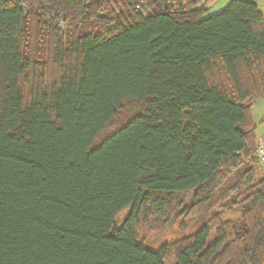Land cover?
<instances>
[{"label":"trees","instance_id":"1","mask_svg":"<svg viewBox=\"0 0 264 264\" xmlns=\"http://www.w3.org/2000/svg\"><path fill=\"white\" fill-rule=\"evenodd\" d=\"M209 1L0 0V264H264V18ZM188 194L217 212L137 240Z\"/></svg>","mask_w":264,"mask_h":264},{"label":"rangeland","instance_id":"2","mask_svg":"<svg viewBox=\"0 0 264 264\" xmlns=\"http://www.w3.org/2000/svg\"><path fill=\"white\" fill-rule=\"evenodd\" d=\"M228 0H211L207 3L210 11H215L222 7ZM255 2L262 10H264V0H248ZM205 4V0H201ZM136 108L135 102H128L117 114L114 121L106 128L105 132L111 130L124 117ZM263 173H264V165ZM180 202L177 210H174L168 217H161L158 215L141 216L136 226V238L148 247L158 248L163 243H175L177 240L191 234L205 221H208L214 212H217V205H192L191 194H188ZM187 210V211H186ZM128 208H124L117 213L114 218L115 225H120L126 214ZM241 211L238 209H231L223 211L216 217L218 220H234L241 221ZM175 255L170 252L166 259V264H175Z\"/></svg>","mask_w":264,"mask_h":264},{"label":"crops","instance_id":"3","mask_svg":"<svg viewBox=\"0 0 264 264\" xmlns=\"http://www.w3.org/2000/svg\"><path fill=\"white\" fill-rule=\"evenodd\" d=\"M258 8L261 10L264 18V10L259 6ZM251 115L256 124V138L259 140V138L264 135V97L253 103L251 107Z\"/></svg>","mask_w":264,"mask_h":264},{"label":"built area","instance_id":"4","mask_svg":"<svg viewBox=\"0 0 264 264\" xmlns=\"http://www.w3.org/2000/svg\"><path fill=\"white\" fill-rule=\"evenodd\" d=\"M257 155L261 164H264V135L257 140Z\"/></svg>","mask_w":264,"mask_h":264}]
</instances>
